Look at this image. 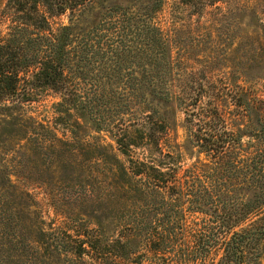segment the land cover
<instances>
[{
    "label": "trees",
    "instance_id": "trees-1",
    "mask_svg": "<svg viewBox=\"0 0 264 264\" xmlns=\"http://www.w3.org/2000/svg\"><path fill=\"white\" fill-rule=\"evenodd\" d=\"M219 1L178 0L197 16ZM165 2L5 0L0 264L261 263L264 93L176 65L173 32L157 21ZM46 91L59 98L52 124L25 109ZM176 109L182 145L169 135ZM31 149L39 175L102 181L80 183L76 204L49 217L24 183Z\"/></svg>",
    "mask_w": 264,
    "mask_h": 264
},
{
    "label": "rangeland",
    "instance_id": "rangeland-1",
    "mask_svg": "<svg viewBox=\"0 0 264 264\" xmlns=\"http://www.w3.org/2000/svg\"><path fill=\"white\" fill-rule=\"evenodd\" d=\"M4 3L5 0H0V10ZM253 10L259 14V19L264 21V0H221L214 6L206 7L200 16L193 14L178 0H166L157 21L163 30L170 29L173 32V58L176 65L188 72L210 70L209 72L217 78L226 75L243 87L263 94L264 29L251 22L249 12ZM55 21L65 23L66 19L62 16ZM5 32V24L0 22V36ZM252 68L254 77H247L246 73L253 71ZM58 100V96L52 92H41L34 101L25 105L27 115L37 121L52 124L57 116L53 103ZM183 119L184 114L180 109H176L170 118L169 135L172 142L179 145L183 144L186 136ZM57 128L58 134H61L63 128ZM91 134L102 138L104 143H113L104 132L92 131ZM2 146L0 143V159L6 158V162H9L11 154L6 149L10 148V143H5L3 148ZM29 154L31 173L24 183L38 201L43 213L49 217L54 215L53 204L58 210L76 204L75 196L80 183H91L95 186L102 181L55 180L48 167L39 175L36 168H41V153L31 149ZM182 160L189 162L184 153ZM90 189L92 190V187ZM95 194L104 196L105 191L97 188ZM91 195L93 196L92 193ZM88 205L96 208L97 203ZM260 264H264V258Z\"/></svg>",
    "mask_w": 264,
    "mask_h": 264
}]
</instances>
